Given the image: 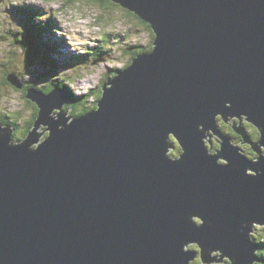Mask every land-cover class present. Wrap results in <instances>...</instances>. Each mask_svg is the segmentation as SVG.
I'll return each mask as SVG.
<instances>
[{
	"label": "water",
	"instance_id": "1",
	"mask_svg": "<svg viewBox=\"0 0 264 264\" xmlns=\"http://www.w3.org/2000/svg\"><path fill=\"white\" fill-rule=\"evenodd\" d=\"M111 1L150 25L153 50L105 84L94 112L72 119L62 89L29 90L39 115L27 139L12 145L13 128L0 125V264H191V245L203 264L218 263L215 250L255 264L264 0ZM218 117L235 118L244 139L243 119L259 131L257 161L221 134ZM171 135L180 163L165 157L175 159ZM218 137L211 154L204 141Z\"/></svg>",
	"mask_w": 264,
	"mask_h": 264
},
{
	"label": "rangeland",
	"instance_id": "2",
	"mask_svg": "<svg viewBox=\"0 0 264 264\" xmlns=\"http://www.w3.org/2000/svg\"><path fill=\"white\" fill-rule=\"evenodd\" d=\"M64 3V0H0V63L4 64L3 67H0V81L7 73H13L27 87L35 85L44 90H48L52 85L60 84L62 86L61 82H64V85H67L75 96L81 97L91 92L94 93V91L96 93L107 81L116 77L118 70H124L123 68L131 60L130 53H125L128 46H133L134 49L138 47L141 50L144 47L149 48L152 42L151 35L146 28L140 25L135 17L121 9L110 10L109 16L101 20L99 18L100 10L94 7L90 1H84L77 5H68L67 7L65 5L67 9L58 15L57 11L64 7ZM23 7L33 8L34 13H38L39 17L35 22L45 28L43 29L46 30L43 43H50L48 44L49 50L57 44L67 45L68 53L56 50L59 53L56 54L54 50L51 56L45 55L42 62L35 64L33 61L29 62L27 53L22 50L19 44H16L15 40L16 33L23 35V25L26 24L25 16L19 13L20 11L25 12V9H20ZM57 26L61 27L62 32L54 35L52 29ZM38 27L39 30L42 29L41 26ZM73 27L89 29L87 36L83 32L77 33L82 39L88 41L78 49H73L68 39L72 35ZM92 49H94L95 55H99L101 51L105 52L106 49L110 52L99 55L102 57L96 61L94 59L98 56L93 57L91 62L84 63L86 60H83L82 64L75 62V65L71 63L73 66L69 67L70 60L73 62L78 60L77 58L73 60L74 57L86 59L88 56L86 53ZM35 55L36 58L40 57L39 52ZM99 87L100 89H97ZM4 91L7 97L0 98V109L3 108L8 114H12L11 117L17 119L20 124L24 123L25 118L29 121L34 118V115L30 113L29 103L24 101L23 93L17 92L10 85L6 86ZM94 100L90 99V106ZM236 121L239 119L236 118ZM45 134L46 132H44V136ZM173 145L174 149L170 154L176 155L179 153V148L175 142ZM247 173L252 174V171H247ZM256 233L262 234L264 231H255ZM261 241L264 242L263 239ZM214 255L217 254L214 253Z\"/></svg>",
	"mask_w": 264,
	"mask_h": 264
},
{
	"label": "trees",
	"instance_id": "3",
	"mask_svg": "<svg viewBox=\"0 0 264 264\" xmlns=\"http://www.w3.org/2000/svg\"><path fill=\"white\" fill-rule=\"evenodd\" d=\"M49 1V0H48ZM84 1H90L91 3H93L92 5L94 7H96L97 9L100 10V19L103 20L104 18H106V16H109V11L112 10V9H115V8H118V9H121L123 10L124 12H126L128 15H132L133 17H135L140 23V25L144 26L146 28V30L150 33L151 35V39H152V42L150 43L149 45V48L148 47H144L142 48L141 50L136 47V49H134L135 47L131 46V47H127L126 50H129V51H126L125 50V53H130V58L131 60L129 61V63L123 68L124 70L127 69L133 59L140 55V54H145V53H149L153 50V43H154V40H155V35H154V32L153 30L151 29L150 25L145 23L144 21H142V19H140V17H138L136 14L132 13L131 11H128L127 9L123 8L121 5L119 4H116L114 3L113 1L111 0H64V7L60 10V11H57V14H61V12L65 11L67 8L68 5H77L79 3H82ZM66 5V7H65ZM38 14L36 13H33L31 14V16L29 17L30 19H27L26 22H28V28L31 30V37L30 35H28L27 33L25 35H21L19 33H16L15 34V40H16V44H19V46H21L22 50L27 53V56H28V60L30 63H32V61L34 62V64L36 62H42L43 61V57L46 56H50L52 55L53 51L57 50L58 47L53 46V48H51V50H49L48 48V44L50 43H43V39H44V34L46 33V30H39V27L38 26H42L41 24L37 25V22L36 21V18H38ZM102 22V21H100ZM31 27V28H30ZM43 30V31H42ZM51 30V29H50ZM54 31V29H52ZM51 30V31H52ZM33 34V35H32ZM31 39V40H30ZM52 42V41H51ZM18 48V46H16ZM94 49H92L91 51L87 52L86 54L88 55L86 59H83L82 57H74L73 60H75V58H77L78 60L76 61H71L69 62L68 64H70L69 66H73L75 65V62H80L81 64L83 63V60H86L84 63H88V62H91V60H93V57L95 58L94 60H98V58H101L102 56H99L101 54H108L110 51H108L107 49L104 51H101L99 55H95L94 54ZM39 52L40 53V57L37 56L36 58V55L35 53ZM129 55V54H127ZM55 60V59H54ZM45 61V59H44ZM71 63H73V65H71ZM33 64V65H34ZM39 65H42V64H39ZM80 65V64H79ZM4 64L0 63V67H3ZM120 71L118 70L117 71V74L119 73ZM13 73H7L6 76L0 81V98H4V97H7V95L5 94V87L11 85V82L9 80L10 76L12 75ZM15 75V74H14ZM17 76V75H16ZM18 78V76H17ZM19 79V78H18ZM20 83L24 86L25 83L21 82V80L19 79ZM62 85L64 84V82H61ZM53 86V85H52ZM104 86V85H103ZM14 87V86H13ZM53 87L55 88H60V89H63L67 94H70V96L72 97L71 98V101H70V106L73 105L74 107H76L80 112L79 113H89L90 111L94 110V109H97L98 108V105L95 104V106L91 107L89 105V101L90 99H96V102L95 103H98L102 97H103V87H100L97 88V89H100L98 90L96 93L94 91L89 93L88 95H84V96H81V97H77V96H74L69 87L67 85L65 86H61L60 84L58 85H54ZM15 90L17 91L18 89L16 87H14ZM24 88V87H22ZM29 90H36V91H45L47 92L48 90H44V89H41L39 86H35V85H30L28 86L25 90L21 91L23 94H24V97L27 96V94L29 93ZM26 100H28L27 102L31 105V101H29V99L25 98ZM88 111V112H87ZM31 114L34 115V118H32L30 121L25 118L24 119V123H23V126L19 123V121L17 119H15L14 117H11L10 115L12 114H8L5 110H3V108L0 109V123L2 124L3 127H9V128H15L16 125L18 127H21L20 130H23L21 132V134L19 135V138L16 139L13 137V142L14 143H18V142H21L22 140L24 141L26 139V137L28 136V134L30 133V131L34 128V126L36 125V121H37V118H38V113L34 114L32 112H30ZM81 114H77L75 116H79ZM19 119V118H18ZM14 126V127H13ZM220 126L222 129H224L229 135L231 133L234 134V131L231 129L232 127H229L223 120L220 121ZM26 128V129H25ZM24 130L25 133H24ZM254 134L257 135V143L260 141V138H261V134L256 131H253ZM226 134V133H225ZM171 140L172 142H175V144H177V148H179V153H177L176 155L173 153H171L170 155L171 156H174L175 158L176 157H179L181 155V145L177 142V139L171 135ZM210 146V145H209ZM219 149V151L221 150V147H215L214 148V151H212L210 149V151L212 152V154H217V149ZM216 149V150H215ZM258 154V153H257ZM256 231L257 232H261V231H264V227H256ZM264 233L262 234H255L253 235V238L254 240L260 244L261 246V249L259 251V253L257 254L259 260L257 262V264H264V242L261 241L262 239L264 240ZM193 251L195 252H198L197 254V259L191 263V264H203V259H202V256H201V248L197 245H192L190 247ZM218 264V263H217ZM224 264H231L229 260H225L224 261Z\"/></svg>",
	"mask_w": 264,
	"mask_h": 264
},
{
	"label": "flooded vegetation",
	"instance_id": "4",
	"mask_svg": "<svg viewBox=\"0 0 264 264\" xmlns=\"http://www.w3.org/2000/svg\"><path fill=\"white\" fill-rule=\"evenodd\" d=\"M20 9H25V12H22V11H20L19 13L20 14H22L23 16H25V25H23V30H22V32H23V35H25L26 33L28 34V35H30V37H31V30L28 28L29 26H28V22H26L27 21V19H30L29 17L31 16V14H33L34 13V9L33 8H25V7H23V8H20ZM38 14V13H37ZM28 26V27H27ZM31 28V27H30ZM41 28L42 29H45L44 27H42L41 26ZM53 32V34L54 35H56L58 32H62V29H61V27H55L54 28V31H52ZM33 35V34H32ZM21 36V35H20ZM58 38V40L59 41H61V39H59V37H57ZM61 45L60 44H57L56 45V47H60ZM24 88H22L21 90H18L19 92H21V91H23V90H25L26 88H27V85H24L23 86ZM51 88H53V86H50V89ZM22 93V92H21ZM24 95V94H23ZM23 95H21V96H23ZM25 99V98H24ZM25 101V100H24ZM32 103V102H31ZM34 103H32L29 107L31 108V112L32 113H34V114H36L37 113V111H38V108H37V106L34 104ZM74 106L73 105H68V106H66L65 107V109H69L70 110V113H71V115L72 116H75L76 114H74L73 113V111H74V108H73ZM33 115V114H32ZM232 123H230V125H231ZM0 125H2L1 123H0ZM22 126H23V124H21ZM14 127V126H13ZM229 127H231V126H229ZM20 128L21 127H18L17 125H16V127H15V132H14V136L16 137V138H19V135L21 134V132L23 131V130H20ZM26 129V128H25ZM233 131H234V129L233 128H231ZM224 133H226V135H228V137L232 140V142H233V144L234 145H236V146H239V148H240V151H241V154L244 156V157H246L248 160H250V161H255V160H257L258 158H259V154H257V151H256V148H255V146H256V144H257V135L256 134H254V132L253 131H256V132H258V130L256 129V128H254V127H252L249 123H247V122H245L244 123V132H245V134H246V136H247V138L246 139H244L239 133H237V132H235L234 131V134L233 133H231L230 135L224 130V129H221ZM25 131L26 130H24V133H25ZM42 131H43V129H42ZM41 131V132H42ZM48 132L45 134V136L42 138L43 140L48 136ZM221 147V142H220V140L218 139V138H215L214 140H212V142H211V144H210V147H211V150L212 151H214V148L215 147ZM217 149V148H216ZM215 149V150H216ZM216 151H219V149H217ZM263 155H264V150H263Z\"/></svg>",
	"mask_w": 264,
	"mask_h": 264
},
{
	"label": "clouds",
	"instance_id": "5",
	"mask_svg": "<svg viewBox=\"0 0 264 264\" xmlns=\"http://www.w3.org/2000/svg\"><path fill=\"white\" fill-rule=\"evenodd\" d=\"M71 31H72V35L71 36H69L68 37V39H69V41H70V43H71V45H72V47H73V49H78L81 45H84V44H87L88 43V41L87 40H85V39H82L81 38V36L80 35H78L77 33H80V32H83L84 33V35L85 36H87L88 35V32H89V29L88 28H84V27H73L72 29H71ZM61 51V50H60ZM63 51V50H62ZM66 53V52H65ZM56 54H59L58 52H56ZM51 56V55H50ZM137 57V56H136ZM70 62H71V60H70ZM70 67V66H69ZM20 83V82H19ZM66 83V82H65ZM12 86H14L13 84H11ZM62 86H65L64 84L62 85ZM14 87H16V86H14ZM17 88V87H16ZM18 89V88H17ZM56 88L55 87H53V88H49L48 89V91L47 92H45V91H39V92H44L45 94H49V93H51L53 90H55ZM18 90H21V89H18ZM17 90V92H19ZM63 90V89H62ZM64 91V90H63ZM70 91H71V93L74 95V92L70 89ZM65 92V91H64ZM66 93V92H65ZM67 94V93H66ZM69 95V97H70V101H71V96H70V94H68ZM75 96V95H74ZM23 98H26V97H24L23 96ZM26 102L28 101V100H26V99H24ZM30 101V100H29ZM70 101H69V103L66 105V106H68L69 104H70ZM32 102V101H31ZM96 102V99L92 102V106L94 107L95 106V104L96 105H98V103H95ZM28 103V102H27ZM33 103V102H32ZM35 104V103H34ZM36 105V104H35ZM37 106V105H36ZM65 106V107H66ZM91 106V107H92ZM65 107H64V111H68L69 109H65ZM37 108H38V106H37ZM74 108V111H73V113L74 114H78L79 112H78V109L76 108V107H73ZM98 109V108H97ZM97 109H94V110H92V111H90L89 113H91V112H94V111H96ZM57 111H55L54 112V114L56 113ZM88 112V111H87ZM37 113H38V115H39V108H38V111H37ZM89 113H83V114H81V115H79V116H72L71 115V113H70V111H69V115L72 117V119H75V118H79V117H81V116H83V115H87V114H89ZM53 114V115H54ZM10 116H13V115H10ZM217 121H218V130H220V132L221 133H223L224 135H225V137H228V135H226L221 129V126H220V120H219V117L217 118ZM244 121V122H243ZM243 123H245V120L243 119ZM225 123H226V121H224ZM230 123H232L231 125H230ZM235 123V120H231V121H229V123H226L228 126H231L232 128H233V124ZM236 123L237 124H240L241 123V121L239 120V121H236ZM251 125V124H250ZM2 126V125H1ZM239 126V125H238ZM3 127V126H2ZM9 128V127H8ZM42 129H47L46 127H41V129H40V133H42L41 131H42ZM13 132H12V135H11V144L12 145H17V144H20V143H22L23 142V140L21 141V142H18V143H14L13 142V137L14 138H16L15 136H14V132H15V128H13ZM235 131V130H234ZM46 133L48 132L49 134H48V136L47 137H49V135H50V132L49 131H45ZM236 132V131H235ZM223 135V136H224ZM43 137H44V133H43ZM42 137V138H43ZM46 137V138H47ZM41 138V140H43ZM45 138V139H46ZM16 139H18V138H16ZM26 139H27V137H26ZM25 139V140H26ZM44 139V140H45ZM218 139L220 140V138L218 137ZM24 140V141H25ZM212 140H214V139H211V142H212ZM171 142H172V140H171ZM178 142V141H177ZM205 143H207V145H208V147H209V151H210V149H211V147L209 146L210 144H211V142H210V140H208V141H204ZM179 143V142H178ZM172 144H173V142H172ZM174 146V145H173ZM35 148H37V145H33V147H32V149H35ZM262 150H264V148L262 149ZM181 153H182V151H181ZM210 153L212 154V152L210 151ZM219 153V151H217V154ZM174 155V154H173ZM165 157L170 161V162H172V163H180V162H182V160L180 159V156L179 157H173V158H175V159H172V158H170V156H169V153L166 151L165 152ZM258 160V159H257ZM257 160H255V161H257ZM222 161L221 160H217V163L219 164V163H221ZM208 224H209V227H213V224H212V222L211 221H209L208 222ZM255 231H256V229H255ZM241 234H243V233H241ZM257 243V242H256ZM259 244V243H258ZM192 246V245H191ZM191 246H189L188 247V249L189 250H192L190 247ZM259 246H260V244H259ZM260 249H261V246H260ZM260 249H259V251H260ZM193 251V250H192ZM216 251V254L218 255V256H221V259L218 261V264H224V260L225 259H227V256L226 255H222V251L221 250H215ZM259 251H258V253H259ZM198 253V252H197ZM257 253V254H258ZM214 255V254H213ZM258 260H259V258H257ZM195 261V260H194ZM193 261V262H194ZM192 262V263H193ZM235 264H237V262L235 261Z\"/></svg>",
	"mask_w": 264,
	"mask_h": 264
},
{
	"label": "bare ground",
	"instance_id": "6",
	"mask_svg": "<svg viewBox=\"0 0 264 264\" xmlns=\"http://www.w3.org/2000/svg\"><path fill=\"white\" fill-rule=\"evenodd\" d=\"M108 82H109V81H107L106 83H108ZM106 83H105V84H106ZM105 84H104V86H105ZM104 86H103V87H104ZM33 105H34V104H33ZM257 260H258V259H257ZM257 260L255 261V264H257Z\"/></svg>",
	"mask_w": 264,
	"mask_h": 264
}]
</instances>
